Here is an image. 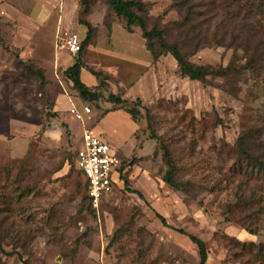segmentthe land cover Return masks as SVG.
<instances>
[{
  "label": "rangeland",
  "instance_id": "374dc122",
  "mask_svg": "<svg viewBox=\"0 0 264 264\" xmlns=\"http://www.w3.org/2000/svg\"><path fill=\"white\" fill-rule=\"evenodd\" d=\"M183 1L142 0L148 29L169 25L191 64L228 68L227 77L193 82L171 55L155 62L108 0H91L87 16L82 0H0V264H199L189 235L205 242L207 264H264V178L237 151L248 135L264 150V0H192L191 24L207 37L194 55L178 28ZM82 21L94 28L82 61L105 76L82 70L97 102L79 97L64 75L76 56L56 48L58 36L85 42ZM16 56L44 70L45 98ZM112 96L134 110H117ZM71 102L90 107L85 125L108 131L126 170L94 213L75 169L83 125ZM153 134L184 192L165 184Z\"/></svg>",
  "mask_w": 264,
  "mask_h": 264
},
{
  "label": "trees",
  "instance_id": "16d2710c",
  "mask_svg": "<svg viewBox=\"0 0 264 264\" xmlns=\"http://www.w3.org/2000/svg\"><path fill=\"white\" fill-rule=\"evenodd\" d=\"M184 4H187L188 9L186 12V16L184 20L178 24V28L184 30L185 34L190 35L189 41L193 45V50L191 51V55L197 53V51L204 45L206 40V35L201 34V30L199 26H193L191 24L192 20L196 16V12L192 10V0H184ZM108 3L111 9L114 12L115 17L122 18L126 25V30L131 32L134 28H140L142 32V38L145 41V47L152 55V58L155 62H157L161 57L171 55L177 62L178 68L180 70V74L182 77L188 78L190 81H197L202 83H207L208 78H218V77H227L230 74V70L228 68H220L214 69L212 66H197L191 64L187 57L182 54L178 43L171 40L172 37V29L169 25L164 27H154L151 30L147 27V22L144 17V4L142 0H108ZM82 15L87 16L90 12L91 0H82ZM83 24L87 28V37L84 40H81V50L76 55L75 63L67 68L64 72L65 77L72 82L73 87L77 90L79 97L84 101L97 102L100 96L99 93L92 92L91 89L83 83L81 74L82 70L85 69L89 73H91L96 79L104 78V74L102 72L96 71L93 68L87 66L81 58V53L83 52V48L91 39L94 28L88 21H82ZM190 24V25H189ZM111 29V26H109ZM183 33V35H184ZM182 35V36H183ZM19 64L26 70L27 76V84L33 85L37 84L40 86L42 97H46L45 85L48 84V80L45 76L44 70L34 64L33 60L24 61L19 56H16ZM111 102L117 105L119 109L117 110H125L128 113L134 110V108L130 107L131 102L128 100L122 99L118 96H112ZM133 106V105H132ZM115 110V111H117ZM49 116L55 114H48ZM67 128V126L64 125ZM152 139L156 140L160 144V148L163 152V161L166 165V173L164 175V182L166 185L177 191H185L187 185L180 182L177 179L176 174V165L173 161L172 154L168 148V146L162 142L161 138L155 136L153 134ZM251 136H242L237 141V151L242 159L248 163L249 168L252 173H256L258 176L264 178V150L256 151L252 148L250 144ZM75 169L82 176L81 172L77 169L75 163ZM125 169L124 164L122 165L121 172ZM124 179L125 177L122 176ZM125 183L127 184L126 180ZM85 187V199L88 203V208L94 213L95 210L92 208L91 200L87 194V185L84 182ZM134 193L139 194L142 197V194L134 191ZM158 218L162 222L165 227H169L166 219L157 214ZM180 233L186 234L182 230H179ZM191 241L197 245L199 251V264H207L208 261V250L206 244L201 239L189 235Z\"/></svg>",
  "mask_w": 264,
  "mask_h": 264
},
{
  "label": "built area",
  "instance_id": "2783aa9c",
  "mask_svg": "<svg viewBox=\"0 0 264 264\" xmlns=\"http://www.w3.org/2000/svg\"><path fill=\"white\" fill-rule=\"evenodd\" d=\"M56 48L72 56L78 55L81 50L79 35L57 39ZM70 113L83 125L81 146L76 151L75 163L87 185V194L92 208L98 212L102 202L114 194L126 170L121 172L123 162L117 150L100 136L96 135L91 127L85 125V119L90 120L92 110L88 106L78 109L72 104Z\"/></svg>",
  "mask_w": 264,
  "mask_h": 264
},
{
  "label": "crops",
  "instance_id": "0c3cea01",
  "mask_svg": "<svg viewBox=\"0 0 264 264\" xmlns=\"http://www.w3.org/2000/svg\"><path fill=\"white\" fill-rule=\"evenodd\" d=\"M71 36V35H70ZM69 37V36H68ZM63 39V38H67V37H59L58 36V38L57 39ZM68 54V53H67ZM72 104H74L73 102H71ZM71 107H72V105H71ZM113 113H115V112H110V113H108V114H106L101 120H100V124L107 118V116H110V115H112ZM119 113V112H118ZM98 123V124H99ZM96 128V127H95ZM94 130V132H95V134L96 135H98V136H100L104 141H107V142H109L110 143V141L109 140H107L105 137L109 134L108 133V131H106V130H104V129H100V131L98 130V131H95V129H93ZM115 131V130H114ZM123 131V130H122ZM115 133V132H114ZM122 133V132H121ZM121 133H120V135H121ZM115 134H117V133H115ZM119 134V133H118ZM81 139H82V136H81ZM112 140H113V138H112ZM111 140V141H112ZM80 146H81V144H80ZM79 146V147H80Z\"/></svg>",
  "mask_w": 264,
  "mask_h": 264
}]
</instances>
